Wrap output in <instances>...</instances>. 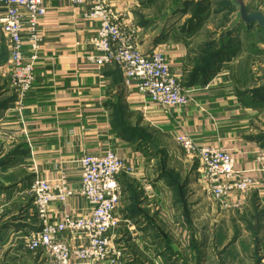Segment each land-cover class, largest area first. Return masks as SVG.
Returning a JSON list of instances; mask_svg holds the SVG:
<instances>
[{
	"label": "crops",
	"instance_id": "1",
	"mask_svg": "<svg viewBox=\"0 0 264 264\" xmlns=\"http://www.w3.org/2000/svg\"><path fill=\"white\" fill-rule=\"evenodd\" d=\"M145 1L108 0V3L128 23L139 27L141 51L148 53L155 48L163 51L171 71L182 76L188 105L167 112L141 95L136 83L126 80L118 67L97 66L90 60L95 54L90 42L99 25L85 18L90 6L75 5L72 0H48L45 2L47 14L39 22L42 42L34 84L20 110L16 108L15 95L0 100V127L8 138L7 142L2 139V144L8 150L20 152L16 155L19 170H7L15 161L13 157L3 159L1 169L5 171L4 175L16 173L14 181L18 186L14 191L19 186L22 190L29 187L30 191L36 175L57 182L61 169L68 172L71 188L78 190L81 173L76 161L87 154L99 155L114 150L134 167L135 173L119 177L122 199L116 215L120 223L111 232L112 239L125 246L133 256L130 264H142V258L154 264H173L181 259L184 264L180 244L165 231L171 229L179 233L187 224H193V219L186 217L192 211L190 187H195V192L198 187H205L199 177L198 162L186 157L175 142L176 136L185 133L200 146L223 149L234 158L237 171L261 180L257 157L264 151L260 143L264 127L253 119L256 109L245 104L248 100L241 96L242 92L233 81L221 78L228 74L222 69L220 72L212 70L194 84H187L206 42H198L201 28L198 21L191 28L186 25L192 18L191 10L188 13L181 10V16L174 18L177 24L168 26L173 22L167 15L172 7L165 8V15H155L151 8L156 1ZM189 1H194L191 2L193 7L202 2ZM144 3H147L146 8H142ZM5 10V5L0 2V18ZM22 39L24 53L29 56L27 29L23 31ZM257 47L261 49L260 44ZM8 48L9 43L0 31V77H3V71L10 73L6 67ZM6 107L8 112H5ZM126 126L143 129L151 140L143 143L131 139L124 130ZM22 168L25 176L17 174ZM3 189L5 187L0 186V200L5 192ZM22 190L10 195L15 199L24 195V204L18 219L11 221L8 227H26L36 221L33 197H26L27 191ZM252 199L264 209V188L233 198L244 204ZM89 209L87 200L76 194L65 205L51 204L49 217L52 222H58L64 214L84 216ZM161 234L163 237L160 238ZM64 240L73 247L83 242L80 237L73 239L68 235ZM236 241L241 240L234 238L232 243ZM194 248L196 264H199L201 247L196 244ZM229 251L226 255L236 256L234 249ZM237 257H233L231 264L239 263ZM226 259H217V263L226 264ZM124 262L122 259L117 264Z\"/></svg>",
	"mask_w": 264,
	"mask_h": 264
},
{
	"label": "built area",
	"instance_id": "2",
	"mask_svg": "<svg viewBox=\"0 0 264 264\" xmlns=\"http://www.w3.org/2000/svg\"><path fill=\"white\" fill-rule=\"evenodd\" d=\"M46 1L0 0L6 8L0 18V31L9 43L6 67L10 69L17 110L34 84L42 42L39 22L47 14ZM72 2L89 5L85 18L99 25L90 42L95 51L90 57L92 62L99 67H118L126 80L136 83L141 95L167 112L188 105L182 76L171 71L163 51L160 48L148 53L140 50L137 25L128 23L121 13L111 8L108 0ZM25 29L29 35V56L24 53ZM175 142L189 159L198 162L207 194L221 207L237 208L241 202L234 201V197L264 188V151L257 157L261 180H256L246 172L237 171L232 155L221 148L200 146L185 133L176 136ZM76 162L81 173L78 190L69 185L65 169H61L57 182L46 181L38 175L33 178L30 191L39 224L25 237L28 248L31 252L42 251L50 264H117L123 254L110 234L120 223L116 215L122 199L119 177L131 176L135 169L114 150L87 154ZM76 194L87 200L89 213L84 216L64 214L61 220L52 222L51 204L65 205ZM65 235L73 239L80 237L83 242L73 247L64 240Z\"/></svg>",
	"mask_w": 264,
	"mask_h": 264
},
{
	"label": "rangeland",
	"instance_id": "3",
	"mask_svg": "<svg viewBox=\"0 0 264 264\" xmlns=\"http://www.w3.org/2000/svg\"><path fill=\"white\" fill-rule=\"evenodd\" d=\"M154 1H156V4H154L153 9L151 8V11L155 15L159 14L161 16L167 14V8L173 7L174 5L173 0ZM202 2L207 6L205 14L207 23L205 27H201L200 31H198L197 39L199 43L207 41L212 34L213 36L216 34V40H220V33H222L224 28L230 27L237 20L241 21L238 25L242 30L234 34H236V42L241 44L242 49L237 52L236 48L234 53L224 57L218 71L220 72L222 69L224 73H228L221 78L227 77L228 81H233V85H236L237 89L242 93H246L251 101L260 102L261 107H259L260 109L255 107L256 110L253 119L264 127V37L258 33L257 25H254L253 34L246 32L245 28L247 24L241 14L242 6L245 7L247 12H262L264 14V0H202ZM227 4L233 5L231 14L228 15L230 9H227L224 13H217L221 8H226ZM146 7L147 3L142 8ZM167 15L175 22H170L167 25H175L177 22L174 18L181 16V10L177 12L170 10ZM257 41L261 46L259 51L256 50L257 55L254 54L255 51H253V54L249 51L246 52L247 49L252 51L251 46ZM260 51L261 54H259ZM8 74L10 75L9 70L3 71V77H0V100L15 95L11 85V78L10 76L9 79L7 78ZM256 90L262 91L256 94ZM5 112H8L7 107L5 108ZM2 139H5L7 142L8 138L5 134H2L0 127V162L11 152L15 151L14 149L8 150L6 147L4 148ZM145 153L147 154L148 152ZM13 159L16 162L18 156H13ZM14 162L9 165L7 170H19L17 168V162ZM1 166L2 164L0 163V186L2 188L5 187L3 190L6 193H3V197L0 200V264H50L48 258L42 251L31 252L26 243L25 237H28V234L36 229L35 227L39 224L36 216V221H32L26 227H21L24 225H19V227L15 226L14 228L8 227V224L11 225V221L18 219L20 215L19 211H21L20 209L24 204V195L16 199L12 197V193L20 192L22 187L19 186L17 189H21L20 191H14L16 186H18V184H15L16 181H14L16 173H12L14 175H4L3 173L5 171L1 169ZM17 174L25 176V170L22 168ZM24 188L22 191H27L25 196L30 198L32 194L28 190L29 187ZM190 189L193 192V195L189 196L192 211L186 217L187 219L189 217L191 220L193 219V224H187L182 228L184 231L179 233L171 229L167 232L165 231V233L170 235L172 240L180 244L179 247L182 251L184 264H196L197 260L194 248L196 244L197 247H201L202 251V258L199 264H218L217 259L222 258H227L226 264H231L233 257L236 256H238V264H254L256 250H259L262 264H264V209H262L263 207L261 208L259 202L252 199L250 203H241L237 208L221 207L207 194L203 187H198L197 192L194 191L195 187L193 186ZM10 195L12 196L10 197ZM19 198H22V203L19 202ZM22 210L24 209L22 208ZM162 235H160V238L163 237ZM235 237L241 241L232 243ZM115 245L118 246L123 254L121 260L124 259L126 261L123 264H130V259L133 256L127 252V248L116 243ZM233 249L235 250L233 252L237 253L236 256L226 255V251L230 250L229 252H232ZM141 261L142 264H149L148 262L154 264V262L145 260V258H142ZM176 262L173 264H183L181 259H177Z\"/></svg>",
	"mask_w": 264,
	"mask_h": 264
},
{
	"label": "trees",
	"instance_id": "4",
	"mask_svg": "<svg viewBox=\"0 0 264 264\" xmlns=\"http://www.w3.org/2000/svg\"><path fill=\"white\" fill-rule=\"evenodd\" d=\"M194 1H189V0H174L173 3V7H172V11H179V10H184V13H188L189 10H191V15L192 18L190 19L189 22H187V27L190 26V28L192 27L193 23H195L196 21H198V24L200 27H202V25H205V22H207V19H205V14H206V8L207 6H205L203 4V2H198L196 4V6H192V3ZM184 7V9H183ZM191 8V9H190ZM227 9H230L229 14L232 13L233 10V5L232 4H227L226 8H221L220 11H217V13H224V11H227ZM239 22H241L240 20H237L236 23L232 24L230 27L228 28H224V30L222 31V33H220V40H216V34H213L209 37V39L205 42L204 46L201 49V56L199 57L196 66L194 67V70L190 73V78L187 82V84L189 85L194 84L195 82H197L201 77H206V75L210 74L212 70H219L220 65L222 63V59L224 57H226L228 54L234 53L237 48V52L242 49V46L240 43L236 42L235 36L236 34H234L235 32H240L242 29L241 27L238 25ZM222 25V24H221ZM254 25H247L245 30L246 32H248L249 34H253V29L255 28ZM258 29V33L262 34L264 37V30L261 29L259 26H256ZM185 27L182 28V30H184ZM263 41V38H262ZM238 44V45H237ZM258 41L254 42L253 45L251 46V50L249 49L246 50L251 52L253 54V51L255 55H257L256 50L259 51L258 47ZM259 54H261V51L259 52ZM1 59V56H0ZM263 90V89H262ZM262 90H256L255 93L258 94L259 92H261ZM241 96L245 97L246 100H248L247 102H245L246 105H248L250 108H259L261 107L260 102H253L250 100V97L247 96L246 93H240ZM249 98V99H248ZM264 98V97H263ZM127 127V126H126ZM124 127V130L130 134L131 139H135L138 141H142L143 143L148 142L150 139V137L147 136L146 132L139 128V127H135V128H130V127ZM260 143L263 144L264 146V135L260 137ZM149 143V142H148ZM18 153H20L18 150H15L14 152H11L8 156H6L4 158V160H8L10 158H12L13 156L18 155ZM3 163V162H0ZM237 236V235H235ZM236 239V237H235ZM255 260H256V264H262L261 262V258L259 257V250H256V254H255Z\"/></svg>",
	"mask_w": 264,
	"mask_h": 264
},
{
	"label": "water",
	"instance_id": "5",
	"mask_svg": "<svg viewBox=\"0 0 264 264\" xmlns=\"http://www.w3.org/2000/svg\"><path fill=\"white\" fill-rule=\"evenodd\" d=\"M241 14L243 15V20L247 25L256 24L261 29L264 30V14L262 12H247L244 6L241 8ZM250 13V14H248Z\"/></svg>",
	"mask_w": 264,
	"mask_h": 264
}]
</instances>
